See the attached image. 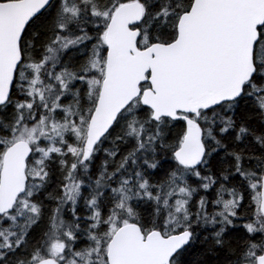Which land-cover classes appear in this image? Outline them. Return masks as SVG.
I'll return each instance as SVG.
<instances>
[{"label":"snow or ice","instance_id":"snow-or-ice-1","mask_svg":"<svg viewBox=\"0 0 264 264\" xmlns=\"http://www.w3.org/2000/svg\"><path fill=\"white\" fill-rule=\"evenodd\" d=\"M0 264H264V0H0Z\"/></svg>","mask_w":264,"mask_h":264}]
</instances>
